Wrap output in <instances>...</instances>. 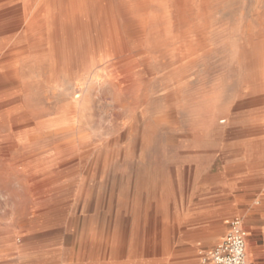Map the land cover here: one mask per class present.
I'll use <instances>...</instances> for the list:
<instances>
[{
  "label": "rangeland",
  "instance_id": "374dc122",
  "mask_svg": "<svg viewBox=\"0 0 264 264\" xmlns=\"http://www.w3.org/2000/svg\"><path fill=\"white\" fill-rule=\"evenodd\" d=\"M111 4L140 38L52 70L42 0H0V264H89L109 222L118 264H210L234 218L264 249V0Z\"/></svg>",
  "mask_w": 264,
  "mask_h": 264
},
{
  "label": "bare ground",
  "instance_id": "6f19581e",
  "mask_svg": "<svg viewBox=\"0 0 264 264\" xmlns=\"http://www.w3.org/2000/svg\"><path fill=\"white\" fill-rule=\"evenodd\" d=\"M42 3L45 8L42 27L29 34V37L34 40L35 49L46 53L52 70L72 62L80 53L83 47L81 44H89L88 50L112 45L123 49L127 42L138 40L145 31L144 20L137 18L124 22L123 35L111 0H42ZM246 56L253 70L257 71L263 63L264 44L251 45L246 50ZM258 101L264 105V98ZM117 238L119 240V235ZM83 244L89 252L87 257V260L91 262L89 264H105L103 260L108 247H112L113 264H118L119 245L112 239L110 222L105 225L97 223L87 229ZM65 260L70 261V259Z\"/></svg>",
  "mask_w": 264,
  "mask_h": 264
},
{
  "label": "built area",
  "instance_id": "2783aa9c",
  "mask_svg": "<svg viewBox=\"0 0 264 264\" xmlns=\"http://www.w3.org/2000/svg\"><path fill=\"white\" fill-rule=\"evenodd\" d=\"M226 224V235L208 254L210 264H248L246 259L248 233L242 221L234 218Z\"/></svg>",
  "mask_w": 264,
  "mask_h": 264
},
{
  "label": "crops",
  "instance_id": "0c3cea01",
  "mask_svg": "<svg viewBox=\"0 0 264 264\" xmlns=\"http://www.w3.org/2000/svg\"><path fill=\"white\" fill-rule=\"evenodd\" d=\"M250 245H251V240H249V236H248L247 244H246L247 263L249 264V261H250V264H252L253 261L255 262L259 259L264 260V249L263 248L253 249ZM261 262H262L261 264H264V261H261Z\"/></svg>",
  "mask_w": 264,
  "mask_h": 264
}]
</instances>
